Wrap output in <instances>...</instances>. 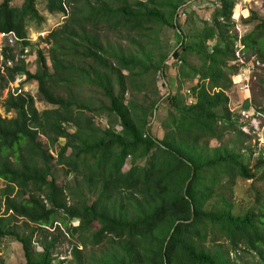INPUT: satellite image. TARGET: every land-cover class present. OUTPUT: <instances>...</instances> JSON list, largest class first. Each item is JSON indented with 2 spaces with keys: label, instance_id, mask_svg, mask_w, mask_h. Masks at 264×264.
Instances as JSON below:
<instances>
[{
  "label": "trees",
  "instance_id": "1",
  "mask_svg": "<svg viewBox=\"0 0 264 264\" xmlns=\"http://www.w3.org/2000/svg\"><path fill=\"white\" fill-rule=\"evenodd\" d=\"M12 1L0 3V32L22 40L19 55L24 48L34 50L38 67L30 72L23 59L6 66L0 96L9 82L23 76L37 83L52 108L39 112L29 93L8 94L0 101L3 112L12 114L0 115V239L18 242L25 264H54L58 237L48 230L60 222L71 237L76 235L82 250L108 245L98 250L99 256L84 258L73 246L75 264H231L220 246L205 248L210 231L211 243L224 235L230 252L243 244L255 253L257 264H264V232L257 225L264 224L263 208L234 216L222 193L237 177L253 178L241 161V152L250 150L245 144L249 136L240 130L239 115L230 111L226 95L236 72V37L230 30L237 0H210L209 20L186 6L190 0H136L132 6L124 1L118 8L107 0H44L48 14L66 17L47 35L49 64L27 41V22L44 23L36 0H22L20 7L11 6ZM183 9L189 16L182 26L176 16ZM194 21L201 27H193ZM245 22L253 28L241 38L243 51L264 64V19L252 13ZM154 24L177 30L179 41L170 52L154 53L148 34ZM102 27L122 29L131 47L103 46L95 33ZM11 53L4 50L6 60H14ZM76 59L93 65L78 69ZM168 59L178 65L175 91L166 82L163 94L157 88L148 91L146 76L162 72ZM258 82L264 92V76ZM84 83L108 98V106L93 96L84 100L74 89ZM187 85L190 94L183 95ZM160 101L168 106L157 127L152 120ZM102 114L114 116L115 127L98 125L95 117ZM156 127L162 129L161 138L152 133ZM227 133L234 135L226 142L231 149L208 148L210 141L221 144ZM56 168L80 176L82 184L76 180L73 186H60ZM74 219L77 225L69 226ZM35 234L40 236L38 252L32 247Z\"/></svg>",
  "mask_w": 264,
  "mask_h": 264
},
{
  "label": "rangeland",
  "instance_id": "2",
  "mask_svg": "<svg viewBox=\"0 0 264 264\" xmlns=\"http://www.w3.org/2000/svg\"><path fill=\"white\" fill-rule=\"evenodd\" d=\"M110 3V6L112 8H118L121 5L124 4V1L132 6V3L136 0H107ZM157 1H163V0H157ZM210 0H191L186 4L190 6L192 10H194L198 16H204L211 12L213 9L209 3ZM2 0H0V3ZM22 4V0H13L11 2V6L13 7H20ZM147 6L149 8L154 7V5L150 4L148 1L146 2ZM36 9L40 16L44 18V23L40 26H38L34 22H27L26 24V31L27 36L31 39V48H39L43 52V54L47 57V52L49 50V47L51 45V40L48 38L47 35L44 37H37V34L39 32H51L53 30H56L63 26L65 23V18L61 14L58 15H50L46 11L45 8V1L44 0H36ZM240 9V10H239ZM66 12L69 13L70 9L69 7H66ZM181 11H183V15H181V18H179L178 14L180 15ZM178 12L176 19L178 20V24H181L183 26L184 20L189 16L188 10H181ZM236 17H235V23L234 26L231 28L230 32H232L236 38L238 36H244L246 33H249L253 25L251 23H246L252 13H256L257 17L260 19H264V0H237L236 2ZM193 17V16H192ZM206 19H210V16L207 15ZM195 20V19H194ZM192 26L195 28H200L201 24L197 21H194ZM151 29L148 34L151 38V47L154 51V53L158 52H170L173 50L177 44H178V32L176 29L169 28L167 26H162L159 24L151 25ZM95 33L98 36L99 41L103 46H106V44L113 45H120L122 47H131V43L128 42L125 39V32L122 29H116L111 30L105 27H102L100 30L95 31ZM141 41H144V38H138ZM213 41H210V46L213 44ZM19 51L20 46L16 47V50H14L11 54L14 55V57H19ZM28 54L24 58V60L28 63L27 67L30 72L35 73L38 67V61L35 51L30 50L28 48ZM193 62H196L195 59H192ZM47 63L49 64V60L47 59ZM75 67L83 68L84 70H89L90 65H93L90 60L88 61H81L80 59H76L74 63ZM177 64L173 62V60H167L164 64V68L162 72L154 74H149L146 76V82L148 84V91H152L154 88H157L160 94H163L167 91V87H164L163 83H168V88L171 89V91H175L176 88V75H177ZM49 71L52 73L51 67L49 68ZM239 72V68L236 67V72L231 77V87L226 91V95L229 98L228 107L231 110H233V113L237 114V111L240 110V105L247 103L244 98L246 95L249 94V102L251 103L252 108H255L256 110H260L262 113L261 115H256V113H252V111L247 112L248 119H245V117H238V124L239 122L244 121H252L255 122V127H258V131L256 128H252L250 130V136L249 139L246 141V145L250 148V150H245L241 152L242 157L241 161L247 166L248 169L252 170L253 178L250 180H244L240 177L235 178L234 185L230 188H226L222 190V193L224 196L230 200V203L232 204V214L234 216H241L243 214H246L248 212H255L259 213L260 208H263L264 214V92L261 90L259 86V78L264 76V65L256 67L253 72L249 75L250 78H248V82H246L248 88L243 90L244 93L241 94L239 91V85L238 82H240L239 77L236 76ZM124 73H126L124 71ZM81 76V75H80ZM24 78V77H23ZM22 78V79H23ZM195 83V82H194ZM25 91L23 92H29V94L32 96L34 100V106L35 108L40 112L45 109H51L52 106L48 105L43 97L39 94L37 83L35 81H29L24 82ZM188 85L184 86L182 88L183 95L186 93V89H188ZM74 89L86 100L90 96L96 97L100 104L103 106H108L109 100L108 98L103 97L99 93L95 92L94 90L89 87L86 83L79 84L77 87H74ZM8 91L10 89L7 87L2 91V94L0 96V101L5 99L8 95ZM53 91H55L60 96L65 97L66 92L63 89L59 88H53ZM151 93V92H150ZM149 93V94H150ZM186 96V95H185ZM150 95H148V99H150ZM189 101H192L190 98H187L188 104ZM159 109L158 112L154 113V117L152 120V123H154L157 127L160 124L162 120L166 117V111H167V102H159ZM0 115L2 117H10L12 114H5L3 112V109L0 105ZM96 118L97 124L102 127L110 126V124L115 120L114 116H107L106 114L98 115ZM110 128H112L115 123L111 124ZM115 127V126H114ZM156 127V128H157ZM119 125L116 126V130L119 131ZM152 132L153 135L157 138L162 137V129L157 128L153 129ZM259 134V135H258ZM258 137L262 139V141L258 140ZM234 138V135L232 134H225L223 137V140L221 144L215 141H210L208 148L214 149V148H220L222 149V145L227 146L228 149H231L233 146L231 144H227L226 142ZM42 141L45 142V138L43 136L40 137ZM64 143V140H59V144L62 145ZM57 148V147H56ZM53 152V155L55 156V152ZM263 162V163H260ZM128 163L124 167V170L128 168ZM144 159H141L138 161V164L143 165ZM82 169V168H81ZM54 175H56L57 182L60 186H64L65 184H68L70 186H73L76 184V180L79 184H82L81 177L70 173L65 174V172L62 169H54L53 170ZM220 173V172H218ZM224 181H226V178H224ZM0 185L4 186V183L0 181ZM68 190H66V194L68 195ZM218 194L215 193L213 197L208 201V204H210L214 197H217ZM69 203L71 202V199L68 198ZM264 221V220H263ZM78 223L77 220H71L69 222V226H76ZM257 225L261 226V230L264 232V224H260L259 222ZM18 230L20 232H23L25 229L24 221L19 220L17 222ZM28 226L32 227L31 224ZM58 228V230H57ZM49 234H52V236L58 237V243L56 244V247L54 248L52 252V256L57 258V261H55L54 264H75L74 261L71 258L70 251L73 246H76L78 250H80L82 257L90 256L91 254H95L99 256L98 250H100L102 247H106L105 245L102 247L91 249L88 247L86 250H82V248L79 245V242L76 240V235L74 237H71L69 233H67L65 227L60 222H54L53 227L48 230ZM59 231V232H57ZM215 230V234H216ZM49 237V236H48ZM212 237V233L210 231L207 232V237L205 242L203 243L205 245V248H208V250L213 251L216 245L220 246V250L223 251V253L228 252V259L231 264H257V256L254 252L247 250V248L243 244L238 245V249L235 251V253L230 252L228 240L223 235L219 238L218 242L211 243L210 238ZM40 236L38 234H35L33 237L32 247L34 251H40V247L38 244H36L37 240H39ZM108 247V245H107ZM106 247V248H107ZM246 248V249H245ZM247 250L249 253H243L241 250ZM0 264H25V259L23 257V252L21 250V246L18 242H16L13 238H2L0 239Z\"/></svg>",
  "mask_w": 264,
  "mask_h": 264
},
{
  "label": "built area",
  "instance_id": "3",
  "mask_svg": "<svg viewBox=\"0 0 264 264\" xmlns=\"http://www.w3.org/2000/svg\"><path fill=\"white\" fill-rule=\"evenodd\" d=\"M183 14H184L183 11H181L180 15L178 14L179 18H181V15L184 16ZM45 35H48L47 31L45 33L39 32L37 34V37H44ZM241 38L242 36H238L234 41V59L232 61V64L235 67L239 68V72L236 76H238L240 80V82H238L239 91L241 94H243L244 93L243 90L248 88V86L246 85L247 84L246 82H248V78H250L249 75L253 72V70L256 67L262 66L264 64L260 63L255 56H249L248 53L243 51L244 46L241 44ZM21 41L22 40L19 39L13 32H0V74H5L6 66H12L13 64L16 63L18 59L24 60V58L27 56L29 52L28 48H24L22 50V54L18 58L14 57V60L5 59V55L3 54L4 50L6 48H9L13 52L14 50H16V47L19 46V43ZM27 41L31 42V39L28 37ZM22 78L23 76H17L14 79V81L8 83L7 87L10 89V91H8V94L17 96L22 93H29V92H23L25 91V86H24L25 79L24 78L22 79ZM185 94L189 95L190 92L187 90ZM249 99L250 97L248 94V96L246 95V97L244 98V100H246L247 103L243 104L244 105L243 107H242V104L240 105V110L237 111L239 118L245 117V119H248V116H247L248 111H252V113H256V115L262 114L260 110H256L255 108H252L253 106H251ZM189 102H190L189 104L192 103V101H189ZM232 111L233 110H231V112ZM239 125H240V130L248 136H250L251 126L254 129L256 128V130L258 131V127L257 126L255 127L254 126L255 122H252V121H250V123L249 121L239 122ZM258 140L262 141L260 137H258Z\"/></svg>",
  "mask_w": 264,
  "mask_h": 264
},
{
  "label": "water",
  "instance_id": "4",
  "mask_svg": "<svg viewBox=\"0 0 264 264\" xmlns=\"http://www.w3.org/2000/svg\"><path fill=\"white\" fill-rule=\"evenodd\" d=\"M193 0H191V2H192ZM189 4V3H188Z\"/></svg>",
  "mask_w": 264,
  "mask_h": 264
}]
</instances>
